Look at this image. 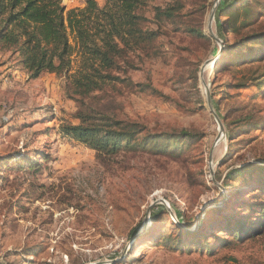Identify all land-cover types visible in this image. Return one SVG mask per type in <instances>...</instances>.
I'll return each mask as SVG.
<instances>
[{
    "label": "rangeland",
    "instance_id": "obj_1",
    "mask_svg": "<svg viewBox=\"0 0 264 264\" xmlns=\"http://www.w3.org/2000/svg\"><path fill=\"white\" fill-rule=\"evenodd\" d=\"M94 1L99 7L106 2ZM227 1L181 0V13L194 14L203 37L190 35L181 24L165 23L150 55L133 58L134 67L123 75L130 86L119 83L99 94L117 115L151 132L198 137L188 143H157L170 145L181 159L130 151L98 161L95 151L59 133L62 125L78 123L63 78L42 74L31 79L15 63L0 65V159L20 152L40 164L29 173L16 169L15 161L0 163V264H262L264 237L226 250L225 260L170 251L168 242L138 241L161 209L166 211L157 217L164 224L161 237L174 228L177 215L190 228L222 191L224 200L239 193L234 185L224 187L229 172L249 163L264 167V82L253 80L264 76V58L235 63L245 49L221 55L226 42L264 34V0L237 2L226 11L221 20L238 12L240 29L223 38L216 10ZM169 3L148 2L143 10L148 28H155L153 9ZM84 4L62 0L67 10ZM70 44L75 66L72 38ZM4 60L0 52V64ZM138 84L150 85L153 95L141 92ZM133 228L138 232L131 237Z\"/></svg>",
    "mask_w": 264,
    "mask_h": 264
},
{
    "label": "trees",
    "instance_id": "obj_2",
    "mask_svg": "<svg viewBox=\"0 0 264 264\" xmlns=\"http://www.w3.org/2000/svg\"><path fill=\"white\" fill-rule=\"evenodd\" d=\"M149 1L106 0L104 6L99 7L94 0H85L83 8L67 10L62 0H0V52L5 56L0 65L15 63L31 79L42 74L63 78V91L76 105L74 118L78 123L62 125L59 133L95 151L100 162H105L107 156L130 151H152L168 158L181 159L179 152L170 151V145L156 146L157 143H188L198 138L187 132H151L145 125L120 117L99 100V94L106 88L119 83L130 86L123 75L134 67L133 58L150 55L152 44L163 35L165 23L181 24L190 35L203 37L201 24L192 21L194 14L181 13L185 7L181 0L155 7L151 21L155 28H148L143 10ZM241 1L245 0H229L216 10L217 30L223 38L240 29L238 12H231L227 21L221 20V17ZM71 38L77 48L75 66L71 61ZM227 49L235 53L245 49L244 54L238 55L240 61L235 62L232 57L230 63L253 64L264 58V55L261 56L264 54V34L240 38L232 45L226 42L221 55ZM256 79H261L260 84L264 82V76L253 78ZM135 87L141 92L154 93L150 85L138 84ZM256 129H261L260 125L256 124ZM229 137L232 139L233 134ZM9 160L15 161L16 169L29 173L40 167L37 161L32 162L20 152H15L7 160L0 159V163ZM245 167L239 172H229L224 181V187L234 185L236 193H239L227 198L220 208L209 213L195 232L190 231L192 224L186 228L184 219L177 215L174 228L169 229L171 233L168 230V236L161 237L159 228L164 224L157 217L160 212L166 213L165 209H161L152 218L149 228L138 236L139 243L161 245L168 242L170 251L225 260L228 259L226 250L264 237V167L251 163ZM240 174L243 176L237 178ZM243 195L247 198H241ZM137 232L138 228H133L130 236H136ZM229 259L237 262L233 257ZM261 263L264 264V261Z\"/></svg>",
    "mask_w": 264,
    "mask_h": 264
},
{
    "label": "water",
    "instance_id": "obj_3",
    "mask_svg": "<svg viewBox=\"0 0 264 264\" xmlns=\"http://www.w3.org/2000/svg\"><path fill=\"white\" fill-rule=\"evenodd\" d=\"M218 55H220V52L217 54V56L215 57V59H217ZM214 59V60H215ZM208 102H209V99H208ZM213 184L216 185L219 190H221L220 186L217 185V183H215L213 180H212ZM222 191V190H221ZM226 193L224 191H222L220 193V197L213 203H209L207 204L206 206H204L201 210H200V213L198 214V216L196 217L195 219V223L192 225L191 227V230L190 231H195L198 229V227L200 226V224L202 223V221L204 220V218L212 211H214L215 209L217 208H220L221 205L223 204L224 202V199L226 198ZM146 223V221H145ZM144 243V242H143ZM142 243V244H143ZM114 262H112L113 264ZM97 264H101V263H97Z\"/></svg>",
    "mask_w": 264,
    "mask_h": 264
},
{
    "label": "bare ground",
    "instance_id": "obj_4",
    "mask_svg": "<svg viewBox=\"0 0 264 264\" xmlns=\"http://www.w3.org/2000/svg\"><path fill=\"white\" fill-rule=\"evenodd\" d=\"M196 231V230H195ZM194 232V231H193Z\"/></svg>",
    "mask_w": 264,
    "mask_h": 264
}]
</instances>
